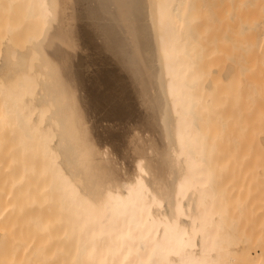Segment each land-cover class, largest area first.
<instances>
[{
    "label": "bare ground",
    "instance_id": "bare-ground-1",
    "mask_svg": "<svg viewBox=\"0 0 264 264\" xmlns=\"http://www.w3.org/2000/svg\"><path fill=\"white\" fill-rule=\"evenodd\" d=\"M10 1L24 39L1 14L0 28L28 46L0 47V204L49 213L32 219V239L15 213L0 214L1 264H55L56 253L59 264H235L209 147L212 84L199 79L187 0ZM76 6L120 53L152 133L130 127L118 142H91L68 30ZM247 25L264 65V0H247ZM8 141L16 166L5 163Z\"/></svg>",
    "mask_w": 264,
    "mask_h": 264
},
{
    "label": "rangeland",
    "instance_id": "rangeland-1",
    "mask_svg": "<svg viewBox=\"0 0 264 264\" xmlns=\"http://www.w3.org/2000/svg\"><path fill=\"white\" fill-rule=\"evenodd\" d=\"M9 1L1 0L3 4H0L2 9L0 14L4 21L10 20V30L14 27L11 34L20 35L22 30L19 28L18 31V26L14 25L16 20H13L12 14L15 9L7 3ZM191 1L194 5L192 11H196L192 18L193 25L205 29L201 33L194 29V33L204 37L195 40V44L202 55L197 60L198 63H202L200 66L202 75L199 79L203 84H212V105L207 109L210 122L208 139L213 155V166L218 172V183H221V188L227 192L225 195L228 201L224 206L226 234L233 246L232 255L235 264H264V90L262 91L260 84L261 73L264 71L261 67L264 65L260 61L257 32L256 29H249L247 25V0ZM11 8L14 10H10ZM9 27L2 28L5 30V34L2 35L1 31L4 33V30L0 28V39L6 40L5 38L12 37L10 33L5 36ZM68 30L74 48L75 64L82 80L81 100L91 142L93 143L97 137H100L97 138L98 141L118 142L122 135L126 136L129 133L130 127L138 130V133L141 132L142 137L146 135L145 132L150 133L154 130L153 113L149 111V104L145 103V98L137 96L133 91L132 79L120 53L113 50L95 23L77 6L69 11ZM22 34L21 38L24 39V33ZM253 34H256V37ZM11 37L10 41L16 40L10 43L15 42L13 47L10 44L7 48L6 44L0 47L5 46L4 49L7 50L15 47L18 50L21 47L27 48L24 47V45L28 46L24 44L25 40H22L23 46H21V38ZM2 42L3 40L0 43ZM0 52L1 55L2 51ZM10 144L8 141L6 147L7 150L10 149V159L5 158V163H10L9 165L14 163L13 166H16ZM1 175L5 176L0 174V178ZM16 177L13 168L8 178L13 181ZM0 182H3V179L2 181L0 179ZM13 205L0 204L1 216L7 221L11 217L10 220L14 223L22 222L25 237L28 234L31 239L33 236H35L33 238L38 237L35 227L38 223L34 222L37 220L33 218L39 219L42 211L47 218L49 212L40 208V205H38L40 212L38 208L34 209L35 206L30 207L36 204ZM26 208L37 212L29 213L31 211ZM6 212L18 215L13 217V214H9V217L6 216L8 215ZM25 219L34 221L29 222ZM28 223H31V226ZM30 227L37 232L33 234V231L29 230ZM52 243L55 245L54 242ZM0 248H2L1 244ZM33 250L35 249L31 252ZM2 251L5 252L4 249H0V257ZM54 251L49 249L52 254ZM55 253L56 251L53 255ZM55 256L53 263L57 264L58 259ZM1 262L2 258L0 264Z\"/></svg>",
    "mask_w": 264,
    "mask_h": 264
},
{
    "label": "crops",
    "instance_id": "crops-1",
    "mask_svg": "<svg viewBox=\"0 0 264 264\" xmlns=\"http://www.w3.org/2000/svg\"><path fill=\"white\" fill-rule=\"evenodd\" d=\"M194 5L192 4V1L191 0H187V4H186V7H187V9L189 10V12H190V14H191V16H192V18H193V16H194V14H196V11L194 12V11H192V7H193ZM195 29L197 30V31H200V33L201 32H204L205 31V29H204V27H195ZM191 36L195 39V40H200V39H202V38H204V37H202V36H199L196 32L194 33H192L191 34ZM202 72H204V71H202Z\"/></svg>",
    "mask_w": 264,
    "mask_h": 264
}]
</instances>
